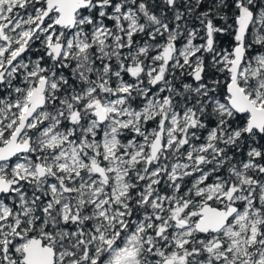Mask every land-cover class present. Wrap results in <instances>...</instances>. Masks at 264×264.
I'll return each instance as SVG.
<instances>
[{
  "label": "snow or ice",
  "instance_id": "snow-or-ice-1",
  "mask_svg": "<svg viewBox=\"0 0 264 264\" xmlns=\"http://www.w3.org/2000/svg\"><path fill=\"white\" fill-rule=\"evenodd\" d=\"M0 264H264V0H0Z\"/></svg>",
  "mask_w": 264,
  "mask_h": 264
}]
</instances>
